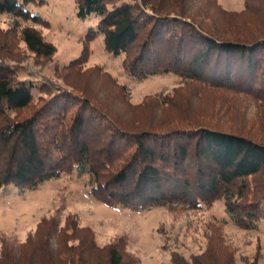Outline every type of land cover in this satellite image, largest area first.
<instances>
[{
    "label": "trees",
    "instance_id": "16d2710c",
    "mask_svg": "<svg viewBox=\"0 0 264 264\" xmlns=\"http://www.w3.org/2000/svg\"><path fill=\"white\" fill-rule=\"evenodd\" d=\"M195 1L75 0L81 18L99 19L86 33L81 56L63 67L84 63L89 41L102 33L106 48L124 55L128 73L172 72L197 90L194 95L214 96L208 110L194 115L187 109L147 120L127 116L141 107L168 111L182 105V87L117 111L112 101L76 86L20 78L14 62L0 60V188H36L78 168L88 172L93 195L105 204L201 209L223 198L238 226L256 228L264 218V133H253L241 117L235 129L214 116L232 109L238 95L264 108V32L235 20L217 0H199L205 2L201 20L191 13ZM245 1L248 11L262 0ZM43 3L0 0V13L26 21L15 32L30 52L51 57L56 46L37 27L45 20L28 9ZM171 255L174 264H237L233 255L223 259L214 243L188 257L175 250ZM132 261L117 241L98 245L93 230L71 215L64 222L59 214L43 215L23 241L0 236V264H139ZM251 264L264 263L258 258Z\"/></svg>",
    "mask_w": 264,
    "mask_h": 264
},
{
    "label": "rangeland",
    "instance_id": "374dc122",
    "mask_svg": "<svg viewBox=\"0 0 264 264\" xmlns=\"http://www.w3.org/2000/svg\"><path fill=\"white\" fill-rule=\"evenodd\" d=\"M217 1L238 22L247 20L252 27L264 32V0L252 5L248 11H244L245 0ZM195 2L196 7L192 8L191 13L204 20L205 2ZM28 9L46 21L37 24V27L44 38L56 46L57 51L51 57L36 56L15 32L16 27L23 26L26 21L5 12L0 13V60L14 62L20 78L76 86L77 90L88 96L108 103L112 101L110 105L117 111L126 109L130 103L141 104L152 95L173 92L176 87L183 88L178 95L182 105L172 106L168 111L140 106L141 109L127 114L139 115L145 120L152 118V114L162 118L169 114H187V109L194 115L208 110L213 103L214 96L205 92L201 97L198 93L194 95L197 90L184 87L180 76L175 73L159 72L146 77L128 73L123 66L124 55L109 51L102 33L89 41V55L84 63L63 68L81 56L86 33L90 27L97 26L99 18L95 14L81 18L75 0H45L43 4H29ZM3 44L9 48H4ZM119 85L125 88L122 90ZM121 98L122 102H126L125 107L121 101L116 102ZM185 100L188 106H184ZM258 104L251 96L238 95L233 108L215 115L214 120L225 127L238 129L242 125L241 117L245 123L243 126L253 133H264V108H259ZM27 111L29 109L23 110V113ZM91 186L88 172L76 168L71 173L64 172L47 179L36 188L16 185L1 187L0 236L12 235L23 241L29 232L34 231L43 215L59 214L63 222L71 215L79 219L80 225L93 230L98 245L117 241L127 260H137L139 264H174L173 250L188 257L205 251L210 243L216 245L223 259L233 255L237 264H251L258 258L264 263V218L256 228L240 227L227 211L223 198L201 209L174 210L164 205L134 209L122 204L101 202L93 195ZM69 242L77 243L78 240Z\"/></svg>",
    "mask_w": 264,
    "mask_h": 264
}]
</instances>
